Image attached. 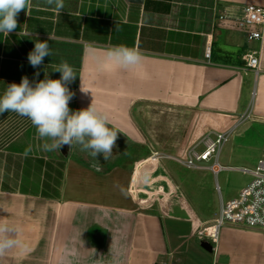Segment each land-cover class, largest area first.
<instances>
[{"label":"crops","instance_id":"obj_1","mask_svg":"<svg viewBox=\"0 0 264 264\" xmlns=\"http://www.w3.org/2000/svg\"><path fill=\"white\" fill-rule=\"evenodd\" d=\"M242 5L264 0H64L61 13L31 0L16 30L0 33V96L25 76L33 85L46 72L59 79L54 69L66 61L76 74L70 110L92 103L121 141H147L135 113L143 103L202 117L205 132L230 138L246 122L264 127V36L247 39L261 27L220 18ZM37 40L52 55L33 68ZM120 45L141 53L139 67L99 71L93 52L102 57ZM249 50L259 51L256 70L227 57ZM44 142L27 117L0 114V225L25 245L5 251L0 264H264V231L227 225L216 244L197 236L243 185L223 194L217 183V201L207 167L194 168L209 173L184 186L161 153L146 159L155 167L138 162L131 173L115 153L103 160L78 146L44 152Z\"/></svg>","mask_w":264,"mask_h":264},{"label":"clouds","instance_id":"obj_2","mask_svg":"<svg viewBox=\"0 0 264 264\" xmlns=\"http://www.w3.org/2000/svg\"><path fill=\"white\" fill-rule=\"evenodd\" d=\"M46 3L54 6L57 13L64 9V0H46ZM30 6L31 0H0V33L8 35L15 31L18 14ZM51 55L49 43L37 40L28 54V61L33 68H38L44 58ZM93 58L98 70L107 73L138 68L142 61V55L136 48L124 45L109 49L102 57L93 52ZM54 71L61 73L59 79L49 78L46 72L45 78L34 85L26 76L19 84L8 85L0 96V114L11 111L27 117L38 138L45 141L41 145L44 152L80 146L93 157L108 160L117 140V132L109 127L108 117L92 103L85 109L70 110L69 102L74 93L67 85L76 77L74 69L62 61ZM35 75L39 76V72ZM12 231L7 225H0V255L14 247H25L21 241L10 238Z\"/></svg>","mask_w":264,"mask_h":264},{"label":"rangeland","instance_id":"obj_3","mask_svg":"<svg viewBox=\"0 0 264 264\" xmlns=\"http://www.w3.org/2000/svg\"><path fill=\"white\" fill-rule=\"evenodd\" d=\"M227 57L243 66L244 60L241 52H239V56L234 53L227 55ZM135 113L139 122L145 127L147 141L145 144L138 145L129 143L126 138L125 141H121L118 139L120 136L117 135L116 146L113 149V153L118 155L117 158L120 159V163L125 164L126 167H131V173L136 170L138 162H142L144 167L146 165L144 169L155 167L150 162L146 163V159L153 157L155 152L169 157L165 162L172 161L171 164L179 174L178 180L184 186L189 184L190 179H193L192 176L194 177L196 173L204 175L207 172L206 170L185 167L179 161L185 159L190 149L202 139L205 134V127L209 124L206 119H201L202 117L195 115L176 114L165 107L150 103L141 104L136 108ZM197 149L202 152L205 147L201 144ZM263 157L264 127L252 122H246L240 126L220 151V162L224 166L234 168H252ZM209 178L213 180V189H215L217 201L220 199V193L216 189L217 183L221 186V192L226 194L242 185L243 188L251 180L250 175L238 170L223 172L218 178L215 174L209 173Z\"/></svg>","mask_w":264,"mask_h":264},{"label":"built area","instance_id":"obj_4","mask_svg":"<svg viewBox=\"0 0 264 264\" xmlns=\"http://www.w3.org/2000/svg\"><path fill=\"white\" fill-rule=\"evenodd\" d=\"M221 18L233 19L240 27L258 26L261 30L250 31L247 35L249 42L261 41L264 36V7L256 5H242L225 11ZM212 45L207 44L205 48V59L210 61ZM245 68L256 70L259 66V51L249 50L243 55ZM230 132L207 130L202 139L190 149L185 159L179 160L188 168H205L201 162L213 163L207 168L218 174L222 170H238L251 176V180L239 193L228 200L221 202L219 216L198 231V238L206 237L212 243L218 241V234L224 226L242 227L264 231V157L260 158L252 168H234L224 166L220 160V151L229 141ZM203 144L205 149L199 152L197 147Z\"/></svg>","mask_w":264,"mask_h":264},{"label":"water","instance_id":"obj_5","mask_svg":"<svg viewBox=\"0 0 264 264\" xmlns=\"http://www.w3.org/2000/svg\"><path fill=\"white\" fill-rule=\"evenodd\" d=\"M78 147H80V146H78ZM80 148H82V147H80ZM212 163H213V159L210 160V161H208V162H201L200 164H201L202 166L208 167V166H210Z\"/></svg>","mask_w":264,"mask_h":264}]
</instances>
